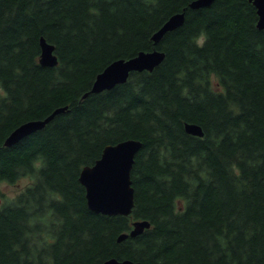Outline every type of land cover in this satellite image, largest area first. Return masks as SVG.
Listing matches in <instances>:
<instances>
[{"label":"trees","instance_id":"obj_1","mask_svg":"<svg viewBox=\"0 0 264 264\" xmlns=\"http://www.w3.org/2000/svg\"><path fill=\"white\" fill-rule=\"evenodd\" d=\"M192 1L0 0V182L33 179L0 204V264H264V28L251 0ZM41 36L58 64L40 62ZM155 48L165 56L152 70L90 91L115 59ZM128 138L142 142L132 213L96 212L80 171ZM137 219L151 225L118 240Z\"/></svg>","mask_w":264,"mask_h":264},{"label":"water","instance_id":"obj_2","mask_svg":"<svg viewBox=\"0 0 264 264\" xmlns=\"http://www.w3.org/2000/svg\"><path fill=\"white\" fill-rule=\"evenodd\" d=\"M213 0H193L191 7L198 8L211 4ZM257 7L258 22L260 28H264V0H251ZM185 20V12L172 14L154 33L153 39L159 42L163 35L178 26ZM41 55L40 62L43 65L54 66L58 64V56L55 53V45L49 42L44 36L40 37ZM165 53L160 49L140 51L130 58H118L109 63L99 72L90 89L91 92H100L110 89L118 83L125 82L130 73L134 70H152L164 59ZM88 94L85 93L86 96ZM63 107L56 108L51 114L44 118L31 119L18 125L7 136L5 142L11 145L26 135L42 128ZM185 128L189 133L202 136L203 128L195 122H186ZM142 142L139 139L128 138L117 143L107 144L101 156L93 163L84 165L80 171L79 180L86 188L87 203L91 209L105 214L132 213L135 204L134 186L132 184L131 170L137 151L141 148ZM151 222L147 219H137L133 222V228L129 232H123L118 240L128 236H136ZM102 264H144L142 261L130 258L118 259L111 257Z\"/></svg>","mask_w":264,"mask_h":264},{"label":"rangeland","instance_id":"obj_3","mask_svg":"<svg viewBox=\"0 0 264 264\" xmlns=\"http://www.w3.org/2000/svg\"><path fill=\"white\" fill-rule=\"evenodd\" d=\"M213 83L215 86H219L218 79L213 76ZM33 182V179L29 175L21 176L15 182L1 181L0 182V204L6 200L13 199L19 192H21L27 185ZM182 200H179L181 203Z\"/></svg>","mask_w":264,"mask_h":264},{"label":"clouds","instance_id":"obj_4","mask_svg":"<svg viewBox=\"0 0 264 264\" xmlns=\"http://www.w3.org/2000/svg\"><path fill=\"white\" fill-rule=\"evenodd\" d=\"M155 2V0H153ZM207 36L205 33H201V35L198 37L196 43L199 47H203L206 42Z\"/></svg>","mask_w":264,"mask_h":264}]
</instances>
